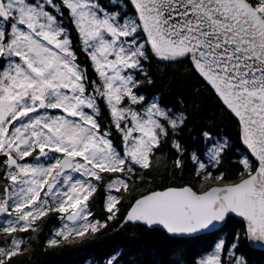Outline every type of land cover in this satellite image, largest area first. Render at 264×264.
Returning a JSON list of instances; mask_svg holds the SVG:
<instances>
[{"label":"snow or ice","instance_id":"obj_1","mask_svg":"<svg viewBox=\"0 0 264 264\" xmlns=\"http://www.w3.org/2000/svg\"><path fill=\"white\" fill-rule=\"evenodd\" d=\"M153 61L190 64L241 147L190 127L189 98L146 94ZM162 164L198 186L131 196ZM52 217L45 250L95 241L112 221L168 234L154 264H248L242 242L264 248V0H0V264H25ZM207 236L200 253L184 246Z\"/></svg>","mask_w":264,"mask_h":264},{"label":"trees","instance_id":"obj_2","mask_svg":"<svg viewBox=\"0 0 264 264\" xmlns=\"http://www.w3.org/2000/svg\"><path fill=\"white\" fill-rule=\"evenodd\" d=\"M81 60L87 63L82 56ZM151 74L155 84L145 86V93H162L170 100L178 96L190 99L189 110L192 112L193 124L190 126L198 130L200 127L210 128L214 132L226 135L237 149L241 147L238 136V126L235 119L219 105L211 89L194 74L190 64L166 65L153 61L150 66ZM197 91L199 95H197ZM191 102L196 104L192 108ZM185 142L190 143L189 134L185 133ZM116 143H119L117 137ZM167 152V150H166ZM238 159V153H230L225 162L224 169L226 176L235 179L237 169L232 161ZM166 166L161 165L152 176L147 178V183L137 181L135 190L131 196L138 197L150 190H163L166 186H177L192 184L198 186L186 170L182 175L174 171H166ZM214 170V175L216 174ZM96 218L103 219L106 215L103 209V197L98 195L92 209ZM127 205L121 209L126 213ZM59 226V221L52 217L41 228L38 238L33 241V254L27 258L25 264H106L109 255L114 251L124 253L122 264H154L164 258V254L172 247V241L163 230L149 229L142 224H129L119 228L116 221L110 222L109 230L95 241L82 245L64 248H47L46 240L50 231ZM240 221L232 217L223 228L222 235L231 239L235 232L239 231ZM214 237L207 236L191 239L185 242L184 246L191 255L200 253L211 247ZM241 252L246 256L248 264H264V251L255 250L248 243L242 242ZM175 259L176 257H171Z\"/></svg>","mask_w":264,"mask_h":264},{"label":"water","instance_id":"obj_3","mask_svg":"<svg viewBox=\"0 0 264 264\" xmlns=\"http://www.w3.org/2000/svg\"><path fill=\"white\" fill-rule=\"evenodd\" d=\"M235 218H237V217H235ZM237 219L239 220V218H237ZM147 228H149V227H147ZM149 229H152V228H149ZM156 229H159V228H156ZM159 230H161V229H159ZM250 247L253 248V249H255V250L264 251V248H260V247H256V246H252V245H250Z\"/></svg>","mask_w":264,"mask_h":264},{"label":"rangeland","instance_id":"obj_4","mask_svg":"<svg viewBox=\"0 0 264 264\" xmlns=\"http://www.w3.org/2000/svg\"><path fill=\"white\" fill-rule=\"evenodd\" d=\"M90 264V263H89Z\"/></svg>","mask_w":264,"mask_h":264}]
</instances>
